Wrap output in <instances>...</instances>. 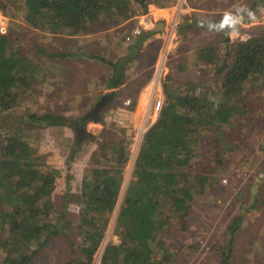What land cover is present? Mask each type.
Wrapping results in <instances>:
<instances>
[{
	"label": "trees",
	"instance_id": "16d2710c",
	"mask_svg": "<svg viewBox=\"0 0 264 264\" xmlns=\"http://www.w3.org/2000/svg\"><path fill=\"white\" fill-rule=\"evenodd\" d=\"M152 1L163 4L171 0H0V9L11 15L8 32H0V110L12 107L34 85L30 74L35 72V67L21 47L23 31L19 29L21 21L16 18L17 4L25 9L23 19L30 26L78 33L112 26L125 29L139 13L148 11ZM255 11L252 6L245 10L243 22H251L249 13ZM195 23L185 21L184 27L188 30ZM216 24L218 28L217 21ZM256 27V31L252 26L249 28L248 38L233 41L228 31L215 29L216 36L225 33L222 38L225 44L217 41L200 44L195 66L199 67L201 76L183 80V86L173 83L174 78L169 76L170 81L163 84L164 103L156 122L144 133L133 178L118 213L116 229L121 241L106 244L100 264H177L173 244L161 241L160 235L172 218L180 217L179 225L184 231L188 229V217L200 204L199 195L206 190L205 184L211 182L209 174L194 170L199 154L196 147L203 141L202 135L212 137L210 148L219 147L213 167L227 166L229 153L247 147L242 121H252L259 113L255 108L250 111L245 104L238 108L231 104L232 100L237 104L243 102L246 83H255L256 90L261 92L264 26ZM142 45L143 39L135 38L127 54L116 60L90 54L113 67L107 87L124 82L126 66ZM211 71L220 77V95L210 94L206 77ZM154 83L159 90L157 80L151 82L150 88ZM26 123L30 127L69 125L75 128L70 115L29 112L15 127L9 126L10 130L0 138V246L6 249L2 264H34L36 255L61 232L50 219L61 170L51 166L44 159L46 155L30 142ZM145 128L141 123V132ZM101 145L103 151L109 147L104 142ZM110 148L114 162L107 164L105 155L97 154L95 160L99 157L101 164L92 165L84 176L75 221L78 240L70 241L71 256L61 264H91L102 242L109 214L119 197L124 164L130 155L126 139L121 138ZM67 166L70 168V163ZM212 181L215 183V178ZM70 183L69 179L66 197ZM242 220V214H238L229 226V240L220 245L221 264L231 263ZM181 234L177 230L174 236L179 238ZM157 245L162 250L155 253Z\"/></svg>",
	"mask_w": 264,
	"mask_h": 264
},
{
	"label": "rangeland",
	"instance_id": "374dc122",
	"mask_svg": "<svg viewBox=\"0 0 264 264\" xmlns=\"http://www.w3.org/2000/svg\"><path fill=\"white\" fill-rule=\"evenodd\" d=\"M233 1L235 4L230 12L239 14L243 20L246 18L245 10L251 6L256 7V12L252 13L253 18L248 16L251 20L249 24L240 22L236 31L228 28L232 41L240 39V35L244 31L248 32L251 26L255 31L257 25L264 26V3L258 6L257 0H249V7H239L241 1ZM244 1L248 0H242ZM15 12L18 14L17 20L22 24L19 26L23 31L21 47L25 50L26 59L35 67V72L30 74L34 85L24 96L18 98L12 107L0 110V138L10 130L9 126L15 127L29 112L70 115L73 123L78 120L84 125L86 132L77 134L76 128L69 125L30 127L27 123L23 124L30 142L38 147L39 152L46 155L44 159L51 166L61 170L53 193L55 206L50 215V219L58 225L57 228L61 232L36 255L34 264H61L71 256L70 241L78 240L75 221L80 210L79 198L85 174L90 171L92 165L101 164L99 157L95 160L97 154H104L107 164L114 162L110 146L121 138L126 139L130 147V155L123 168V181L117 203L109 214L102 242L91 262L100 264L106 244L121 241L116 229L118 213L129 182L133 178L144 133L156 122L159 115V111L155 109L156 99L160 97L159 91L144 96L142 91L145 85L149 84L154 76H161L163 84L169 82V76H172L173 83L183 86V80L193 75H198L199 78L201 71L195 63L192 64L195 70H185L181 67L184 61L177 48L179 43L176 41L180 42L177 36L171 35L172 38L168 41L170 47L166 44V47L162 48L163 39L151 31V40L148 41L150 37L147 38L145 42L148 43L144 42L143 49L127 64L126 81L114 88L107 87L106 82L113 67L109 62L90 54H98L108 60H116L127 54V49L136 38L127 39L132 30L129 27L139 24L138 16L142 13L125 29L112 26L72 33L70 30L55 32L45 27L30 26L23 19L25 9L18 4ZM7 16L10 22L11 15L8 13ZM156 20L154 17V23L147 28H154ZM193 34L194 39L189 37L192 43L187 49L199 47L206 42L222 43L225 33L216 36V33L206 26L195 29ZM224 44L225 42L222 43ZM163 65L166 67L163 68ZM206 78L208 87H211L210 94L220 95V77L211 71ZM171 86L173 88V85ZM112 89H116V93L102 108V118L95 119V116L88 112L103 94L110 93ZM242 94L244 99L241 104L233 100L231 104H235L237 108L245 104L250 111L255 108L259 112L256 119L249 121L246 118V121H242L247 136V147L245 150L229 153L226 157L229 162L227 166L215 168L213 163L217 159L219 147L210 148L209 139L212 137L202 135L203 141L196 147L199 154L194 163V170L209 174L211 182L205 184L206 190L199 195L200 204L188 217V229L184 231L182 225H179L180 217L172 218L160 235L161 241L173 244L172 250L176 254L177 264H221L220 245L229 240V226L238 214H242L243 220L236 233L230 264H264V98L259 90H256V84L250 82L246 83ZM240 115L244 116L243 113ZM141 123L146 126L143 132L140 130ZM102 142L109 146L105 147L106 151H103ZM69 163L70 168L67 166ZM69 179L71 188L69 196L66 197ZM172 225L178 228L173 229ZM177 230L182 232L179 238L174 236ZM156 248L155 253L162 250L158 245ZM5 254L6 249L0 246V264Z\"/></svg>",
	"mask_w": 264,
	"mask_h": 264
},
{
	"label": "crops",
	"instance_id": "0c3cea01",
	"mask_svg": "<svg viewBox=\"0 0 264 264\" xmlns=\"http://www.w3.org/2000/svg\"><path fill=\"white\" fill-rule=\"evenodd\" d=\"M238 1H241L239 7H242V5H244V7H246V5H248V7L250 6L249 0L244 2H242V0H238ZM257 2H259L258 6H261V4L264 3V0H257ZM234 4L235 1L233 0H171L170 2L163 4L160 3L157 4L156 2L152 1L149 3L148 11L138 16V18L140 17V20H142L145 17L149 21H147V23L144 24L145 28H143L142 34L136 36V38L139 37L143 39V45H144L145 40L150 37L149 34L151 33V31L156 32V34L163 39L162 48H165L166 44L168 45V47H170L168 41H170L172 36H177V40L180 41V42L176 41V43H179L178 44L179 46L177 48H179L178 50L179 54L182 56V60L184 61V64H182L181 67L185 68V70L188 69L195 70L194 69L195 67L193 68L192 64L198 61L199 47L187 49V46L190 43H192V40H190L189 37L192 36L193 37L192 39H194L193 33L195 29L197 30L198 28H204L206 26L208 28L209 24H213L217 26L216 21L220 25L223 21V18L226 15L230 14V15L239 16V14L237 13L230 12V9L233 8L232 6H234ZM239 13H241L242 15V11H240ZM154 17L155 19H157L156 26L154 28H147L148 26L154 23L153 22ZM185 21H195L196 23L194 24V27H191L188 30H186L184 27ZM202 21H204V23H200ZM241 22H243V19L241 20ZM243 23L249 24L250 22L249 23L243 22ZM224 29L226 31L228 30L227 27H225ZM211 30L214 31L215 28ZM151 37L148 41L151 40ZM148 41L145 43H148ZM142 49L143 48L141 47L137 51V53L140 52ZM190 50H192V52H189ZM127 51H129V48L127 49ZM194 65H196V63ZM165 67L166 65H163V68ZM127 68L128 67L126 66L125 78L127 77V73H128ZM154 79L157 80L160 84L159 90H157L158 87L157 83H154V85L150 88V84L151 82H153ZM154 79L151 80L149 84L145 85V88L143 89L142 93L144 92L143 94L145 96L146 94L148 95V93H154L155 91H159L158 93L159 96L164 97V86H163V81L161 80L162 77L154 76ZM125 81L126 79L124 80V82ZM139 93L140 95L142 94L141 91Z\"/></svg>",
	"mask_w": 264,
	"mask_h": 264
},
{
	"label": "built area",
	"instance_id": "2783aa9c",
	"mask_svg": "<svg viewBox=\"0 0 264 264\" xmlns=\"http://www.w3.org/2000/svg\"><path fill=\"white\" fill-rule=\"evenodd\" d=\"M8 19H9V17L7 16V14L4 13L0 9V32L1 33H7L8 32V26H9ZM147 21H149V20L145 17L142 20H140V23L132 29L130 34L127 35V39H131V37H136V36L142 34L143 28H145L144 24L147 23ZM249 36H250V32L244 31V33L240 35V39H246ZM260 93H261L262 97L264 98V78L262 80V88H261ZM127 101L129 102L130 100L128 99ZM163 101H164L163 96H160L156 99V104H155L156 111H160L162 104H163Z\"/></svg>",
	"mask_w": 264,
	"mask_h": 264
},
{
	"label": "clouds",
	"instance_id": "9594fccd",
	"mask_svg": "<svg viewBox=\"0 0 264 264\" xmlns=\"http://www.w3.org/2000/svg\"><path fill=\"white\" fill-rule=\"evenodd\" d=\"M249 17L250 18H253L252 17V14L249 13ZM242 20V17H239V16H231L230 14L229 15H226L224 18H223V21L222 23L219 25V27L217 28L216 25H213V24H209L208 25V28L211 30V29H217V30H222L224 29L225 27L229 28L231 31H236L237 30V25L241 22Z\"/></svg>",
	"mask_w": 264,
	"mask_h": 264
},
{
	"label": "water",
	"instance_id": "95a60500",
	"mask_svg": "<svg viewBox=\"0 0 264 264\" xmlns=\"http://www.w3.org/2000/svg\"><path fill=\"white\" fill-rule=\"evenodd\" d=\"M231 16H234L235 15H231ZM115 93V89H113L110 93H107V94H103L101 96V98L95 103V105L91 108V110L88 112V113H95V119H101L102 116L100 114L102 108L104 107V105L107 103V101L113 97ZM77 134H79L77 132Z\"/></svg>",
	"mask_w": 264,
	"mask_h": 264
},
{
	"label": "flooded vegetation",
	"instance_id": "af4514ba",
	"mask_svg": "<svg viewBox=\"0 0 264 264\" xmlns=\"http://www.w3.org/2000/svg\"><path fill=\"white\" fill-rule=\"evenodd\" d=\"M89 114H91L92 116H95V113H89ZM74 124H75V128H76L78 133L86 134L83 124H81L78 120Z\"/></svg>",
	"mask_w": 264,
	"mask_h": 264
}]
</instances>
